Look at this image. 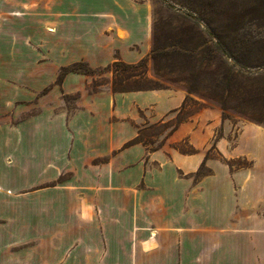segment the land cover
<instances>
[{"label": "crops", "instance_id": "crops-1", "mask_svg": "<svg viewBox=\"0 0 264 264\" xmlns=\"http://www.w3.org/2000/svg\"><path fill=\"white\" fill-rule=\"evenodd\" d=\"M152 22L149 0H0V114L50 84L52 35L61 49L91 45V59L100 65L133 64L150 51ZM185 97L182 89L163 88L110 99L128 110L150 106L158 120ZM38 104L46 105V115L26 120L29 127L14 135L15 148L0 147L13 157L11 164L0 162L7 219L0 238H10L0 239V264H264V246L221 243V221L240 202L231 204L222 184L236 191L242 184L179 182L175 167L190 171L184 156L159 168L143 164V151L121 147L129 129L107 117L72 122L76 143L67 155L65 124L47 115L49 94ZM62 171H72L71 178L46 185Z\"/></svg>", "mask_w": 264, "mask_h": 264}, {"label": "rangeland", "instance_id": "rangeland-1", "mask_svg": "<svg viewBox=\"0 0 264 264\" xmlns=\"http://www.w3.org/2000/svg\"><path fill=\"white\" fill-rule=\"evenodd\" d=\"M149 1L153 16V45L165 43L171 26L180 25L181 19L177 17L180 14L193 16L203 33L205 29L215 34L221 33L227 48V56H223L225 61L217 51L212 52L210 57L206 55L203 68L192 84L200 91L214 93L218 82H222L221 74L227 69L229 76L234 77L236 85L242 90L225 103L224 112L217 103L210 102L208 105L200 99L195 100L197 97H187L183 107L167 112L158 120L150 106L142 108L134 105L128 110L129 105H124L122 100L113 104L110 96H124V93L133 92L111 89V82L123 79L126 74L113 64L122 60L100 65L98 60L91 59V45H66L65 49H61L57 37L52 35L50 84L34 99L17 102L11 110L0 114V147L5 144L3 148L11 145L15 148L18 141L14 135L29 127L26 120L44 113L46 115V105H39L38 98L48 93L50 107L47 115L55 121L53 124L59 121L65 124L67 155H70L76 143L74 136L71 137L77 132L72 122L85 116L99 119L107 117L112 126L116 127L118 123L125 127L122 128L129 129L130 138L121 147L133 151L136 146L138 151H143V164L159 168L162 163L171 164L169 158L173 155L184 156L190 171L186 172L174 164V174L179 182L196 185L207 178L232 181L235 187L242 184V188H237V191L232 189L229 182L222 184L226 185L225 193L231 204L240 202L233 209L234 213L229 215L230 218L228 216L229 219L221 221L225 231L221 234V243L264 246V0ZM184 5L191 6L197 13ZM208 46H212L211 41ZM37 50L36 47L31 52ZM201 50V53H196L198 57L204 55L202 47ZM84 69L92 71L84 73ZM62 71L63 81L56 84L55 79ZM189 74V64L180 58L166 62L161 60L155 69L152 61L148 60L145 78L153 84L185 91ZM243 89L245 93H242ZM104 97L108 100L104 101ZM12 159L11 151L0 149L1 163L11 164ZM105 159L96 158L94 163ZM71 173L62 171L46 185L64 183L71 178ZM217 204L218 201L214 199L213 205ZM244 207H249L247 212L243 210ZM2 208L0 205L1 228L7 221ZM238 213L243 214L241 216ZM249 213L251 217L248 218ZM0 239L8 240L7 243L10 241L6 237Z\"/></svg>", "mask_w": 264, "mask_h": 264}, {"label": "trees", "instance_id": "trees-1", "mask_svg": "<svg viewBox=\"0 0 264 264\" xmlns=\"http://www.w3.org/2000/svg\"><path fill=\"white\" fill-rule=\"evenodd\" d=\"M184 6L197 13V11L191 6ZM177 17L181 19L180 25L171 26L170 32L166 38L167 41L165 40L164 44H152L148 57L143 58L134 64H127L122 61L113 62L114 65L120 67L121 71L126 72V74L123 79L117 81L114 80L111 82V89L112 91L127 92L171 88L170 86L153 84L152 81L146 80L147 61L151 60L155 69V65H157V63H159L161 60L166 62L180 58L183 61H186L190 67V74L186 81L188 85L185 87L186 97L181 106H184V102L187 97L191 99H195V97H197L198 99L195 100L200 99L208 105L210 102L217 103L222 107L224 112L226 109L225 103L229 102L230 99H233L235 96H237V94H240L239 91L242 90L240 86L236 85V81L233 79L234 77L229 76V71L227 69H224L223 73L221 74L222 82H218V88L214 93L200 91L193 85L197 78V74L203 68L204 58L206 55H209L210 57L212 52L217 51L219 52L222 60L225 61L223 56H227V48H225V43L221 39V33L215 34L209 29H205V33H203L198 28L199 25L197 20L191 15L180 14L177 15ZM209 41L212 42V46H208ZM201 47L204 51V55L198 57L196 53L197 51H200L201 53ZM138 69L140 70L138 71ZM88 71L92 70H83L84 73H87ZM157 72H159V69ZM157 72L155 73L159 75ZM62 78L63 71L58 75L57 81H61ZM245 92L246 91L243 89L242 93Z\"/></svg>", "mask_w": 264, "mask_h": 264}]
</instances>
